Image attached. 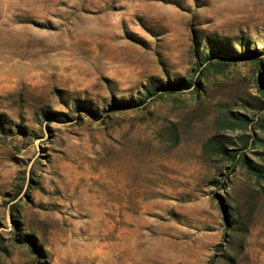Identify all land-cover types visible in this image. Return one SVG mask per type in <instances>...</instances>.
<instances>
[{
  "label": "rangeland",
  "instance_id": "374dc122",
  "mask_svg": "<svg viewBox=\"0 0 264 264\" xmlns=\"http://www.w3.org/2000/svg\"><path fill=\"white\" fill-rule=\"evenodd\" d=\"M0 264H264V0H0Z\"/></svg>",
  "mask_w": 264,
  "mask_h": 264
},
{
  "label": "trees",
  "instance_id": "16d2710c",
  "mask_svg": "<svg viewBox=\"0 0 264 264\" xmlns=\"http://www.w3.org/2000/svg\"><path fill=\"white\" fill-rule=\"evenodd\" d=\"M211 54L214 56L215 60H217V61H224V60H226L225 58H227V57L236 58V56H237V55L231 56L232 53H230L228 50H224V49H217L216 52L213 51ZM190 86H191V81L180 82L176 85L169 84L167 87L173 88L174 90H183V89L189 88ZM164 88H166V86H164ZM204 148L206 149V147H204ZM217 151L219 153H222L223 154L222 158H224L226 160H230V159H233L235 157V154L232 153V152H234V150L228 151L226 148L221 147V148H218ZM243 163L246 164L249 168H253V169L257 170L258 172L260 171V170H258V167H254V166L250 165V163H248L245 159H243Z\"/></svg>",
  "mask_w": 264,
  "mask_h": 264
},
{
  "label": "bare ground",
  "instance_id": "6f19581e",
  "mask_svg": "<svg viewBox=\"0 0 264 264\" xmlns=\"http://www.w3.org/2000/svg\"><path fill=\"white\" fill-rule=\"evenodd\" d=\"M132 174V173H131ZM131 174H129V175H131ZM126 176H127V174H126ZM134 178V177H133ZM109 184V183H108ZM118 184L119 183H117V181H115V182H112L111 183V185H106L105 187V191H104V193L106 194V193H109L110 194V192L111 191H113V193L114 192H116V190L117 189H115L116 187H118ZM119 192V191H118ZM120 193V192H119ZM125 194V193H124ZM107 195V194H106ZM125 195H127V194H125ZM109 196V195H108ZM115 196V195H114ZM122 196V195H121ZM129 196V195H128ZM111 197H113V195H111ZM116 197V196H115ZM109 198V200H110V197H108ZM132 198V197H131ZM122 199H124V198H122ZM129 199V198H128ZM113 199H111V201H112Z\"/></svg>",
  "mask_w": 264,
  "mask_h": 264
}]
</instances>
